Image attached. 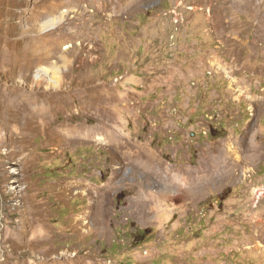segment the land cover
<instances>
[{"label":"rangeland","instance_id":"rangeland-1","mask_svg":"<svg viewBox=\"0 0 264 264\" xmlns=\"http://www.w3.org/2000/svg\"><path fill=\"white\" fill-rule=\"evenodd\" d=\"M264 0H0V264H264Z\"/></svg>","mask_w":264,"mask_h":264},{"label":"built area","instance_id":"built-area-1","mask_svg":"<svg viewBox=\"0 0 264 264\" xmlns=\"http://www.w3.org/2000/svg\"><path fill=\"white\" fill-rule=\"evenodd\" d=\"M264 197V185L255 186L253 189V203L257 205V203Z\"/></svg>","mask_w":264,"mask_h":264}]
</instances>
